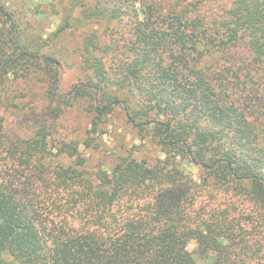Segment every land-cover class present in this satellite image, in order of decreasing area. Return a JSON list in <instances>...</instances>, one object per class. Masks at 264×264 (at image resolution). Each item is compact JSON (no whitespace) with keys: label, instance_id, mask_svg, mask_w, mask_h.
<instances>
[{"label":"trees","instance_id":"obj_1","mask_svg":"<svg viewBox=\"0 0 264 264\" xmlns=\"http://www.w3.org/2000/svg\"><path fill=\"white\" fill-rule=\"evenodd\" d=\"M216 4L0 0V109L28 127L0 124V264H264V0ZM112 22L121 48L85 34ZM74 31L84 79L61 93L51 50ZM75 106L80 140L58 134ZM116 107L140 144L91 163Z\"/></svg>","mask_w":264,"mask_h":264},{"label":"rangeland","instance_id":"obj_2","mask_svg":"<svg viewBox=\"0 0 264 264\" xmlns=\"http://www.w3.org/2000/svg\"><path fill=\"white\" fill-rule=\"evenodd\" d=\"M232 0H216L217 4L212 7L213 11H219L224 5H229ZM55 23V22H54ZM56 24V23H55ZM50 25L49 20H42L41 23L34 24L36 32L43 34L44 30ZM128 27L124 23L117 24L115 22L98 25L86 31L94 33L102 45L118 46L124 42L128 37ZM84 33L81 31H74L64 35L52 48V55L59 61V82L58 90L61 93H66L71 88L84 79L83 73L79 68V48L81 45ZM244 48L236 49L242 62V53ZM120 49L114 52L109 51L103 56L106 67L113 65V59L117 58L120 54ZM242 64V63H241ZM242 73H245V69ZM23 92L27 95L38 93V87L32 82H28ZM36 107V105L34 104ZM34 107V108H35ZM89 116L83 111V107L75 106L69 110L58 122L59 133L66 135L67 139L80 140L83 137L85 129L88 128ZM106 125L103 127L106 132L104 139L101 142V151L94 153L90 150L81 151L82 155H88L91 163H96L98 160L102 163H110L115 157L124 155L126 151L132 149L135 151L134 145L140 144L137 140L138 136L136 131L126 123L123 111L120 107H116L114 111L107 117ZM26 119L23 118L21 113L12 114L0 109V124L4 129L12 134L22 135L28 128L25 124ZM22 123V124H20ZM137 151V150H136ZM157 155L155 149L151 146L140 149L137 151L136 156L152 158ZM193 176H197V170L194 168L188 169ZM195 244L192 242L188 245V250L193 251ZM5 264H11L8 257L5 258ZM198 264L204 262L198 261Z\"/></svg>","mask_w":264,"mask_h":264}]
</instances>
